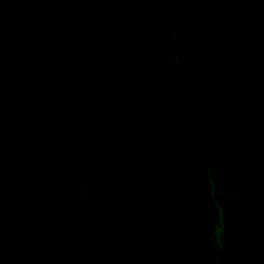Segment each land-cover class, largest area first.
Segmentation results:
<instances>
[{
	"label": "water",
	"instance_id": "95a60500",
	"mask_svg": "<svg viewBox=\"0 0 264 264\" xmlns=\"http://www.w3.org/2000/svg\"><path fill=\"white\" fill-rule=\"evenodd\" d=\"M0 264H264V0H0Z\"/></svg>",
	"mask_w": 264,
	"mask_h": 264
}]
</instances>
